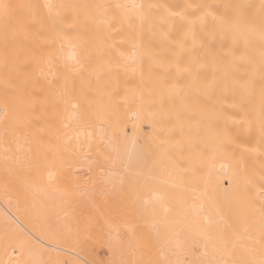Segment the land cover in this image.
<instances>
[{
	"label": "snow or ice",
	"instance_id": "snow-or-ice-1",
	"mask_svg": "<svg viewBox=\"0 0 264 264\" xmlns=\"http://www.w3.org/2000/svg\"><path fill=\"white\" fill-rule=\"evenodd\" d=\"M0 181L115 236L0 264H264V0H0Z\"/></svg>",
	"mask_w": 264,
	"mask_h": 264
},
{
	"label": "bare ground",
	"instance_id": "bare-ground-1",
	"mask_svg": "<svg viewBox=\"0 0 264 264\" xmlns=\"http://www.w3.org/2000/svg\"><path fill=\"white\" fill-rule=\"evenodd\" d=\"M127 147L130 154L135 153L136 149L132 144H128ZM214 163L215 168L213 169L212 162H208L207 171L210 172L213 181L220 179L221 183H225L220 166L224 161L217 159ZM72 171L80 178L79 182L83 187L90 188L88 183L90 173L86 167ZM56 212L57 210L43 203V198L34 200L31 196L22 195L19 185L11 184L5 187L3 181H0V245L4 240L3 229L6 220L9 224V238L14 244L7 256H4L3 249L0 247V258L15 259L21 256L22 246L26 257L30 246L36 245L43 246L46 250L45 257L51 256L61 260L71 261L75 258L80 261L103 262L111 257V251L107 245L109 242L115 243V236L110 234L106 228H102V222L97 225L93 221V227L85 230L83 220H81L79 231L72 232L68 229L75 227L74 223L66 220L63 213L57 215ZM80 213L87 216L84 204H81L77 210V214Z\"/></svg>",
	"mask_w": 264,
	"mask_h": 264
},
{
	"label": "rangeland",
	"instance_id": "rangeland-1",
	"mask_svg": "<svg viewBox=\"0 0 264 264\" xmlns=\"http://www.w3.org/2000/svg\"><path fill=\"white\" fill-rule=\"evenodd\" d=\"M104 253H105V254L107 253V250H106V249L104 250Z\"/></svg>",
	"mask_w": 264,
	"mask_h": 264
}]
</instances>
